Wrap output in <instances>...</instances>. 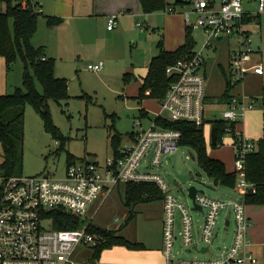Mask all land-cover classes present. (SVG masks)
<instances>
[{"label":"rangeland","instance_id":"obj_1","mask_svg":"<svg viewBox=\"0 0 264 264\" xmlns=\"http://www.w3.org/2000/svg\"><path fill=\"white\" fill-rule=\"evenodd\" d=\"M29 1L38 12L36 31L30 43L33 47L45 46V49L49 47L53 54L49 58H53L54 74L67 80L68 98L61 104L48 99L51 122L59 131L57 136L44 128L43 119L30 103L23 106L21 174L31 176L46 173L61 177L68 156L77 161L93 160L101 163L113 153L111 135L114 132L120 135L118 146H122L129 144L130 132L136 133L149 127L150 119L159 112V104L149 97L143 98L141 103L134 98L137 94L139 76L145 73L151 57L158 53L157 43L160 40L165 50H173L180 43L176 46L169 44L170 33L164 41L163 19L168 14L162 9L152 12L148 19L139 8L138 13L124 18L121 12L116 11L114 13L120 17L117 22L121 19L123 24L116 25L112 31L106 30V18H101L99 15H92L75 23L71 20L68 26L63 23L64 28H61V31L59 28L54 30L52 26H48L44 17L53 15L47 12L54 10L55 0ZM65 1L62 0L61 3ZM74 3L80 8L82 3H86L85 11L89 12L86 14H91V0H74ZM255 5V1L252 0L244 7L255 11ZM59 6L62 7V5ZM94 9L100 10V7ZM176 14L184 27L182 14L179 12ZM176 14L170 17H175ZM190 18L193 19L194 15L191 14ZM144 20L146 23L143 22ZM139 22L141 25L136 26L135 23ZM85 27L90 31L89 38H82L79 34V29ZM247 29L250 31V46L254 49H257V46L260 47L262 54L260 59L264 65V32H257L253 24H248ZM170 30L169 25L166 31L170 32ZM10 31L12 32L11 25ZM184 35L183 28L181 43L184 41ZM190 35L195 42V47L198 48L202 42L200 30L193 28ZM234 44L232 39L214 41L212 45L215 46V50L209 48L204 51L206 122L203 125V131L206 152L211 156H221L226 161V168L230 170L234 165L231 134L222 131L218 135L216 144L212 145L207 140V133L211 125L209 120L220 119L222 111L225 110L223 101L220 99L224 90V76L220 64L226 71L228 51ZM98 60L102 61L98 71L86 67ZM28 69L32 73L30 65ZM23 70V62L18 54L9 67L5 65L4 58L0 55V94H11L16 87H21ZM126 71L131 72L132 75L125 82L123 74ZM34 83L40 92V84L36 80ZM144 110L147 116L142 115ZM161 114L166 115L165 112ZM262 115H264V105L259 104L253 111L245 114L243 121L235 125V130L240 131L248 139H264ZM150 154L149 151L141 164L148 160ZM148 170L158 174L180 202H189L186 190L189 185L202 190L205 196L225 200L240 199V195L232 188L213 184L197 164L194 151L186 146L179 145L177 150L164 155L159 165L148 166ZM123 201L124 184L119 183L112 188L107 197L104 199L98 197L86 206L85 213L78 216V227H84L90 222L100 228L110 229L129 241L144 244L147 250L143 253L149 255L151 254L149 252L159 249L161 257L157 256V259L161 260V264H166L162 252V199L138 203L133 208L134 217L128 221L129 209ZM191 214L197 227L202 222V213L192 211ZM224 218L227 220L226 224H224ZM249 222L254 223L253 220ZM257 223L264 234V213H260ZM233 226L234 221L230 212L220 211L216 225L217 235L207 253H200L192 250L191 247L183 246L175 232L172 262L178 259L206 260L217 257L230 245ZM261 241L264 245V236ZM92 252V242L78 243L72 251L71 260L74 264H112L107 261L109 260L108 252H104L105 256H102L101 260L92 259ZM117 260H120V255ZM141 260L144 261V258Z\"/></svg>","mask_w":264,"mask_h":264},{"label":"built area","instance_id":"obj_2","mask_svg":"<svg viewBox=\"0 0 264 264\" xmlns=\"http://www.w3.org/2000/svg\"><path fill=\"white\" fill-rule=\"evenodd\" d=\"M252 0H164L165 13L180 12L186 28H198L202 42L193 46L190 53L178 58L165 68L173 80L168 83L165 94L159 100V112L150 120L149 127L133 133L129 144L118 146L117 151L99 163L93 160H74L66 164L61 177L46 173L24 176H0V264H74L71 254L78 243L96 242L95 236L86 231V226L68 229L51 227V219L43 213L61 209L76 217L85 213L86 206L98 197L104 199L119 183L152 181L163 193L162 252L166 264H260L254 256L248 237L249 218L244 197L255 191L253 182L247 180L246 155L255 148L254 140L233 130L232 143L234 165V187L240 199H218L196 191L189 202H180L170 192L167 184L148 166H157L161 158L179 147L180 132L164 128L159 121H188L203 125L205 117V57L204 51L212 48L214 41L232 39L235 44L228 51L225 82L231 86L241 84L250 74H261L264 65L261 59L250 60L255 54L251 48L250 31L252 23L264 31L261 18L264 17V0H254L255 11L244 7ZM194 15L191 19L190 15ZM246 16L253 19L244 21ZM116 24V15L107 18L106 29ZM141 22L136 23L140 26ZM46 57L43 56L42 59ZM102 61L86 67L98 71ZM264 105V94L249 96L243 90L231 94L221 113L227 123H240L247 110ZM165 112V116L161 113ZM140 124V122H137ZM225 132H231L226 126ZM151 152L148 160L145 156ZM194 205L200 209L193 208ZM228 210L234 226L230 245L213 259H173V244L176 234L183 246L202 247L207 253L216 237L219 212ZM192 211L202 213V222L196 227ZM227 220L224 218V224ZM46 226V227H45ZM176 232V234H175Z\"/></svg>","mask_w":264,"mask_h":264},{"label":"trees","instance_id":"obj_3","mask_svg":"<svg viewBox=\"0 0 264 264\" xmlns=\"http://www.w3.org/2000/svg\"><path fill=\"white\" fill-rule=\"evenodd\" d=\"M139 4L141 10L148 13L163 9L164 0H139ZM37 17L38 12L29 0H0V55L3 56L5 65L9 67L18 54L24 67L21 87H16L11 94H0V176L21 174L23 106L30 103L35 112L43 119L44 128L57 136L59 131L51 122L48 99L61 104L68 98L67 80L54 74L53 58L42 59L45 56L44 46L33 47L30 43L36 31ZM44 17L48 26L57 25L61 21V18L51 15ZM252 19L251 16H246L244 21ZM194 45L188 28L185 30L183 43L173 50H165L160 40L157 43L159 51L151 57L134 98L139 103L145 97L157 101L162 99L168 83L173 80L172 76L166 75L165 68L172 65L178 58L190 53ZM28 65H30L32 73L29 72ZM130 76V72H125L123 74L124 81H128ZM34 80L40 84V92L36 89ZM232 87L225 82V89L220 96L221 101L228 97V92ZM156 122L164 128L176 129L180 132L178 144L194 151L197 164L213 184L229 188L234 187L233 171H227L222 161L206 152L202 125H195L188 121L156 120ZM211 122L212 126L215 127L217 139L219 133L226 126L231 132L235 128L234 123H227L222 119H214ZM128 135L132 136L133 133L130 132ZM111 142L113 152L117 151L120 142V135L117 132L111 135ZM254 143L255 148L246 155L245 169L246 178L254 183L255 191L245 195L244 202L246 205L264 204V139L254 140ZM74 160L68 156L66 164ZM162 197V191L152 181L125 183L123 202L129 209L127 221L134 217L133 208L138 203L162 199ZM42 216L50 218L51 227L55 229H68L78 226V217L59 208L48 210ZM86 231L94 235L96 239L93 244L92 259L97 260L103 249L113 245L125 246L128 249H142L144 247L140 242L129 241L110 229L100 228L90 222L86 226Z\"/></svg>","mask_w":264,"mask_h":264},{"label":"crops","instance_id":"obj_4","mask_svg":"<svg viewBox=\"0 0 264 264\" xmlns=\"http://www.w3.org/2000/svg\"><path fill=\"white\" fill-rule=\"evenodd\" d=\"M61 1L62 0H55L54 10H52V12H50L51 10H48V12H47V13H53V15H52L53 17L61 18V21L57 25L52 26L54 28V30H57L56 28H59V30H61V31H62L61 28H64V27H62L63 23H65L68 26L71 23V20H74V23H75L77 20L87 18V17H90L92 15H95V16L99 15V16H101V18H106V22H107L108 16L116 15L115 26L120 25L122 23V20L120 19L117 22V19L120 17H119V15L115 14L114 12H116V11H119V13L121 12L120 14H122V16H123V17L122 16L121 17L124 18V17H129L131 15H135V13H138V8L141 9L140 4H139V0H91L92 12H91V14H86V13H89V12L85 11V7L87 6L86 3H82L81 8H80L79 5L74 3V0H66L64 3H61ZM105 3L107 4L106 7H105ZM59 5H62V7H60ZM98 7H100V10L95 11L94 8L97 9ZM39 11H41V10L39 9ZM143 13L146 14V19H148L152 12H148V13L143 12ZM167 14L168 15H166V17L163 19V22H164V24H163L164 41H166L167 35H168V33H170L169 44L176 46L178 43H180L179 44V46H180L183 43V42L182 43L180 42L181 37L183 35V28L186 30V27H185V25H184V27L182 26V23L179 19V16L176 14V12L175 13H167ZM173 14H176V16L171 18L170 16H174ZM179 14H180V12H179ZM143 22L146 23L145 20ZM249 24H252V23H249ZM169 25L171 26V30H170V32H167L166 30L168 29ZM261 25H264V17L261 18ZM115 26L111 30H108V29H106V30L112 31L115 28ZM254 29L259 33L264 32L262 30H257V28L255 26H254ZM79 34L82 38L91 37L90 31L87 27L79 29ZM174 46H172V47H174ZM256 48H257L255 50L256 52H255V54H252L250 60H257V59L261 58L262 54L260 51V47L257 46ZM213 50H215V49H213ZM44 52H45V57H51V55H53L51 50L49 49V47H46V49H45V46H44ZM227 63H228V60L226 61V66H227ZM220 68H221V71H222L223 76H224V89H225V74H224L225 73V67L222 64H220ZM146 69H147V67H146ZM146 69H145V73H146ZM126 72H129V71H126ZM145 73L143 75L139 76L140 80H139V84L137 86V89H138L139 85L141 84L142 77L145 75ZM131 75H132V73H131ZM137 89H136V91H137ZM242 90L249 96H259V95L264 94V71H262L261 74H253V73L248 74L245 77V79L242 81L241 84L235 85L229 90L227 96L229 97L231 94L238 93ZM228 97L223 98L224 99L223 100L224 106H226V102L228 100ZM157 102L159 104V100ZM259 104H261V103H259ZM259 104H257V105H259ZM257 105H256V107H257ZM256 107L247 110L245 112V114L253 111ZM245 114H244V116H245ZM142 115L147 116V112L144 110V114L142 113ZM152 119L153 118H151L150 120H152ZM243 119H244V117H243ZM243 119H242V121H243ZM211 120H214V119H211ZM211 120H209L211 125H210L209 131L207 133V136H208L207 140L209 141L210 144H213L211 142V139H210V129L212 127ZM262 121H264V115H262ZM205 122H206V119L204 120L203 125L205 124ZM203 125H202V127H203ZM215 133H216V130H215ZM203 134H204V131H203ZM229 134H231V144H232L234 142V135L232 132H230ZM129 137L130 136L128 135V138ZM204 138H205V134H204ZM216 140H217V134H216ZM212 157L217 158L218 160L222 161L224 164V167L227 171H232V170L226 168V166H225L226 161L221 156L214 155ZM262 206H264V204H248V205H246V213H247L249 220L254 221L253 224H251V222H249L250 224L248 226V231H247L248 237H249L250 241L252 242L251 250H252L254 256L257 258L258 262L264 264V262H262V261H264V251H262V250H264V245L261 244V242H262L261 239H262V236H264V234H262L261 229L259 228V225L257 223V220H258L260 213H264V207H262ZM161 222H162V219H161ZM143 246H144V244H143ZM127 250L128 249L125 246L113 245L109 248L103 249L99 254L98 260H101L102 256H105L103 254H105L104 252L106 251V252H108L109 260H107V258L105 260L109 261V263H112V264H161V260L157 259V256L161 257V255H159V253H160L159 249H155V251L149 252V253H151L150 255L148 253H143V252H145V250H147L145 248V246L142 249H139L141 251H133L130 249H129L130 251L129 250L127 251ZM153 252H156V253H153ZM119 255H120V260H117V257ZM133 258H134V260H133ZM141 258H144V261H142Z\"/></svg>","mask_w":264,"mask_h":264},{"label":"water","instance_id":"obj_5","mask_svg":"<svg viewBox=\"0 0 264 264\" xmlns=\"http://www.w3.org/2000/svg\"><path fill=\"white\" fill-rule=\"evenodd\" d=\"M210 139H211L212 143L216 142V133H215V127L214 126H212L210 129ZM186 190H187L188 197H190L191 199L194 198L196 191L203 192L202 190H197L193 185H189ZM193 208L200 209V207L197 205H194ZM193 249H196V247L193 246ZM205 250H207V247L204 246L199 251L204 252Z\"/></svg>","mask_w":264,"mask_h":264}]
</instances>
